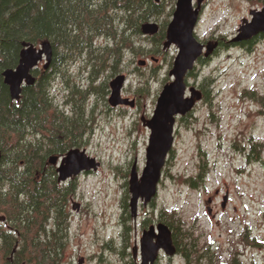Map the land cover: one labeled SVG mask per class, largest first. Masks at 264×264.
I'll list each match as a JSON object with an SVG mask.
<instances>
[{
    "label": "rangeland",
    "instance_id": "1",
    "mask_svg": "<svg viewBox=\"0 0 264 264\" xmlns=\"http://www.w3.org/2000/svg\"><path fill=\"white\" fill-rule=\"evenodd\" d=\"M161 2L164 14L148 21L161 27L166 23L167 28L177 0ZM263 6L258 0L203 2L196 37L203 43L221 40L222 44L206 63L198 61L187 81L209 88L211 101L203 99L191 115L177 118L156 204L140 203L137 224L129 206V181L135 164L139 175L146 165L150 129L142 117H152L164 85L173 80L170 70L178 46H158L157 34L135 33L130 28L127 36L132 42L123 48L114 71L95 74L88 53L61 63L62 73L50 89L52 102L72 115L78 107L64 101L71 87L76 90L87 129L76 137L75 148L85 149L101 163L96 171L72 179L75 188L64 204L68 226L61 264H79L81 259L82 264H136L133 249L140 245L142 221L151 219L156 224L164 211L175 213L183 231L192 234L193 239L185 242L197 243L195 257L208 251L214 264H264V246L251 244L255 239L264 242V164L255 158L264 159V38L251 50L232 40L243 19L251 18L250 10ZM116 25L123 27L120 21ZM114 44L107 36L94 41V47ZM150 50L156 52L151 55ZM115 74L126 75L122 95L134 99L135 106H112L111 86L110 92L104 85L97 89ZM255 144H262L257 147L260 152L249 157ZM202 165L204 176L193 187L189 180H197ZM72 180L63 182L64 186ZM126 226L130 228L125 236ZM209 257L201 259V264H209ZM159 258L158 264H187L179 253L171 257L163 252Z\"/></svg>",
    "mask_w": 264,
    "mask_h": 264
},
{
    "label": "trees",
    "instance_id": "2",
    "mask_svg": "<svg viewBox=\"0 0 264 264\" xmlns=\"http://www.w3.org/2000/svg\"><path fill=\"white\" fill-rule=\"evenodd\" d=\"M164 5L155 0H0V215L6 217V222H0V264H61L68 226L64 204L74 191L75 182L70 181L68 187L59 183L56 168L48 159L77 147L76 137L87 129L82 107L71 118L60 113L57 121L42 89L48 86L46 77L25 85L21 98L13 100L3 70L18 65L24 42L38 46L49 40L53 50L59 42L56 68L64 60L88 53L94 71H114L123 48L131 41L127 31L132 28L140 33V23L164 14ZM117 21L123 25L121 30ZM165 25L154 37L158 46L165 40ZM101 36L112 37L115 44L94 47L95 38ZM247 49L251 50L252 45ZM150 52L153 55L156 51ZM200 62L207 60L202 58ZM205 89L207 100L211 101V90ZM258 146L262 144L252 146L249 157L260 152ZM255 158L264 164L262 156ZM203 167L197 180H189L193 187L204 176ZM151 204H156V198ZM160 216L170 226L177 252L187 264H201V259L209 257L208 251L195 257L197 243L185 242L193 236L183 231L175 213L164 211ZM126 227L125 236L130 226ZM251 244L264 246L263 241L256 239ZM209 260V264H214L211 256Z\"/></svg>",
    "mask_w": 264,
    "mask_h": 264
},
{
    "label": "water",
    "instance_id": "3",
    "mask_svg": "<svg viewBox=\"0 0 264 264\" xmlns=\"http://www.w3.org/2000/svg\"><path fill=\"white\" fill-rule=\"evenodd\" d=\"M155 1L159 3L161 0ZM204 1L177 0L173 18L167 26L163 47L170 48L172 45H176L179 51L175 57L173 68L170 70V75L174 79L164 85L152 117H142L143 124L150 129V136L146 149V165L141 175H139L136 164L130 174L131 197L129 206L131 215L135 220L138 217L139 203L143 202L147 206L158 195L163 169L174 146L177 116L186 115L195 107L197 102L203 99L202 91L197 86L189 87L186 77L195 68L199 58L210 57L219 45V41L211 40L203 43L196 37L195 29L201 16ZM250 14V19H243L237 35L232 39L233 42L250 41L264 34V6L261 9H251ZM159 31L158 22L147 21L141 24V32L145 35L154 36ZM53 53V45L49 40L43 41L39 47L33 43H23L18 65L13 68H6L2 72L4 82L9 86L13 100L21 98L23 86H31L36 83L37 78L32 70L44 57L47 68L52 62ZM139 63L144 65L146 60H140ZM125 82V74H118L111 80L109 103L112 106L121 104L135 106L134 99L122 95ZM187 91L190 95H187ZM1 156L0 151V159ZM48 163L55 166L59 183L73 179L82 172L96 171L101 165L95 157L88 155L85 149L75 147L68 150L63 156L51 155ZM224 200H227V195ZM225 201L223 206L226 205ZM74 207H79V204L74 203ZM0 222H6L4 215H0ZM138 248L142 257L138 264H155L161 251L171 257L177 254L172 230L164 222L145 229ZM138 248L136 246L133 249L135 258ZM83 261L84 259H81L79 264H82Z\"/></svg>",
    "mask_w": 264,
    "mask_h": 264
},
{
    "label": "flooded vegetation",
    "instance_id": "4",
    "mask_svg": "<svg viewBox=\"0 0 264 264\" xmlns=\"http://www.w3.org/2000/svg\"><path fill=\"white\" fill-rule=\"evenodd\" d=\"M162 1V0H161ZM161 27V26H160ZM263 34H261L259 37H257V38H255V39H253V40H251V41H244V42H240L239 44L240 45H242V46H245V47H248V46H251L252 45V47H253V45L259 40V39H261L262 37H264V36H262ZM98 38V37H97ZM255 40V41H254ZM219 41V47H220V45L222 44V42H221V40H218ZM248 42H251V43H248ZM40 46V45H39ZM56 47V48H55ZM58 51H59V42H57L55 45H54V54H53V59H52V62H51V64L46 68L45 67V63H46V60H45V57H44V59L43 60H41L39 63H38V65L32 70V73L36 76V78L40 81L41 80V78H45L46 77V81H45V83H46V85H47V83H48V86H42V89L43 90H45V96L47 97V99L49 100V104H51L52 106H53V108H54V116H55V118L57 119V121H58V119H59V117H60V113H62V114H64L65 116H68V117H72V116H74L75 115V111H74V109H73V111H72V115H70L69 113H67L66 112V110H62V109H60L57 105H55V103H53L54 101L52 100L53 98L51 97V95H50V89H51V85L53 84V81H54V78L56 77V76H58L59 74H61L62 72L60 71V68H59V65H58V67L56 68V62L57 61H54V60H56V58H57V55L59 54L58 53ZM202 59V58H201ZM201 59H199V62H200V60ZM53 61L55 62V66H54V63H53ZM53 68V71H51V69ZM51 71V72H50ZM100 72H102V71H94V73L95 74H97V73H100ZM105 72H107V71H105ZM84 73H85V71L84 72H82L81 73V75L83 76L84 75ZM95 74H93V75H95ZM117 74H115L114 75V77L116 76ZM187 77H188V75H187ZM92 78V77H91ZM113 79V78H112ZM186 81H187V78H186ZM110 82H111V80L109 81V82H107V81H103V83H102V85H97V86H102V87H104V86H106V88H107V91H109L110 92V89H109V87H110ZM187 84H188V86L190 87V86H192V85H189V83H188V81H187ZM104 85V86H103ZM70 86V85H69ZM96 86V87H97ZM24 87V86H23ZM47 87V88H46ZM92 88V87H91ZM198 88L202 91V93H203V99H207V92H206V89L205 88H203L202 87V85L201 86H198ZM79 91H80V93H83V90L81 89V88H79L78 89ZM76 93V90H74V88L73 87H71V95H70V92H68V94L69 95H67V97H66V99H65V101L64 102H70V104L72 103V104H76V106L78 107V109L80 110V108L82 107V106H80L81 104H79V103H76V95L77 94H75ZM79 93V92H78ZM72 94H74V96H72ZM80 95V94H79ZM187 95H190V93H189V91H187ZM109 100V99H108ZM53 101V102H52ZM79 104V105H78ZM197 105V104H196ZM195 105V106H196ZM195 108V107H194ZM194 108L190 111V112H188L186 115H184V116H182V115H179V116H177V118H183V117H188L187 115H191L192 114V111L194 110ZM151 204V203H150ZM211 210V209H210ZM137 220H135V222H136ZM160 222H163V221H158L156 224L155 223H152V220L151 219H144L143 221H142V229H143V231L145 230V229H147V228H149L150 226H152V225H155V226H157ZM135 224H137V222L135 223ZM137 246V248L139 247L138 245H137V243H136V245H135V247ZM162 253H163V251H161L160 252V254H159V257L162 255ZM177 253H179V252H177ZM134 254V253H133ZM179 254H181V253H179ZM158 257V259H157V261L155 262V264H158L159 263V258ZM134 259H135V261H136V264H138V263H140L141 262V260H142V257H141V253H140V249L138 248V250H137V256H136V258L134 257Z\"/></svg>",
    "mask_w": 264,
    "mask_h": 264
}]
</instances>
